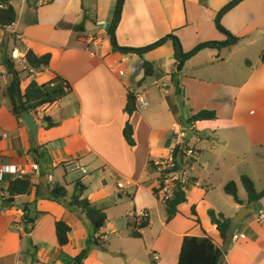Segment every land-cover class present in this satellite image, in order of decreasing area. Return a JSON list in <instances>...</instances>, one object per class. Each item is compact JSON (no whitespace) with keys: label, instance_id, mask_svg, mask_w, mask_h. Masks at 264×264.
<instances>
[{"label":"crops","instance_id":"1","mask_svg":"<svg viewBox=\"0 0 264 264\" xmlns=\"http://www.w3.org/2000/svg\"><path fill=\"white\" fill-rule=\"evenodd\" d=\"M235 1L123 0L115 24L119 0H53L40 7L8 0L17 20L2 37L17 68L24 70L21 91L31 81L42 85L56 78L69 91L30 113L38 123L31 136L23 120L11 113L5 97L11 76L0 68V166L24 169L34 185L5 207L13 178L4 174L0 180L5 195L0 199V264H177L185 236H208L222 246L208 210L232 219L242 207L250 213L233 226L225 264H264V222L256 220L264 204L248 207L240 183L245 175L257 192L264 190V0ZM219 13L221 27L237 42L230 43L217 29ZM170 36L183 55L205 43L228 41L230 46L200 50L177 71ZM114 44L143 52L123 53ZM28 51L49 55L48 67L30 73L23 60ZM144 61L152 65V77L144 78ZM137 94L146 106L136 105ZM129 96L136 109L130 115ZM205 110L216 119L188 122ZM45 118L54 125L41 127ZM127 124L132 145L124 136ZM181 133L185 142L194 143L198 157L190 165L186 202L167 222L166 206L154 195L155 164L179 145ZM70 160L79 161L86 174L66 172L63 164ZM33 164L39 166L38 174L31 172ZM42 176L47 188L39 182ZM231 181L241 206L224 192ZM78 182L85 186L82 198L106 215L98 233L80 210L47 199L53 185L64 187L70 199ZM38 185L42 189L37 193ZM26 210L38 214L30 234L24 231ZM143 210L149 224L134 238V215ZM58 221L69 227L62 248L55 236ZM83 251L86 255L77 263Z\"/></svg>","mask_w":264,"mask_h":264},{"label":"trees","instance_id":"2","mask_svg":"<svg viewBox=\"0 0 264 264\" xmlns=\"http://www.w3.org/2000/svg\"><path fill=\"white\" fill-rule=\"evenodd\" d=\"M237 0L235 2H238ZM5 7L0 8V30H5L8 26H13L17 20V14L15 9L8 4V0H0ZM234 4V3H233ZM232 5V4H231ZM118 11V8H117ZM222 13V12H221ZM216 18V27L217 29L227 35L229 38L230 35L228 32L223 29L219 23L220 14ZM80 28V25L75 26L73 29L77 30ZM115 26L113 25L109 31L113 39ZM172 38L175 45V55L178 62L177 71H181L183 69L185 60L197 53L200 50L207 48H218L220 46H230L229 42L224 43H205L197 46L191 53L183 55L184 59L179 58V53L177 51L178 41ZM234 43L237 42L238 39L233 38ZM233 43V44H234ZM232 44V45H233ZM114 46L117 49H120L123 53L134 52L137 55L141 56L143 50H135V49H121L118 48L115 44ZM147 50V49H146ZM25 60L27 66H29L33 71H40L49 65L50 56L44 55L38 57L34 55L31 51H28L25 54ZM261 60L264 62V54L261 56ZM0 63L5 67L7 73L11 76V80L5 89V97L9 100L11 113L19 120H21V115L24 112L33 113L37 108L43 105H50L66 95L63 80L56 78L48 83L39 85L35 81H31L25 90L21 91L22 85V76L24 74V70H19L15 64L14 59L12 58L10 52H8L7 46L4 43L0 44ZM143 70H144V78L153 76V67L150 63L144 61L143 62ZM176 85V82H174ZM135 105L133 102V98L131 96L128 97V106L127 112L128 114H132L135 111ZM216 115L213 111H200L190 117L188 120L189 123H195L198 121H209L215 120ZM45 122L48 123V127H52L54 124L50 121L49 118L44 119ZM124 136L129 145L133 144L132 141V131L129 124L126 125L124 130ZM41 162L43 165L47 163L41 158ZM37 164L39 162L37 161ZM240 183L243 186L247 199L246 205L248 207H254L255 209L260 208V200L264 199V190L257 192L254 186V183L250 178L245 175L240 177ZM34 188L32 182L25 179H15L10 181L6 191L8 198L6 201L10 203L13 201V198L16 196L27 195ZM37 193L42 189V185H38ZM85 191V186L81 183H76L75 191L71 195L70 199H66L67 191L64 187L60 185H53L48 189L47 199L57 202L64 203L71 209L80 210L90 221L91 225L94 228L95 233H98L101 228L104 226L106 221V215L103 210L97 208L93 205L88 199L82 198V194ZM224 192L228 196H230L233 202L237 205H243V203L238 198L237 186L236 183L231 181L224 186ZM186 202L185 193L177 190L174 193L173 198L170 202L166 203L167 216L166 221L169 222L172 220L176 214L178 213V206ZM5 202L3 203V205ZM23 223H24V231L26 234H30L32 231L35 221L38 217V214L32 215L27 210L24 211ZM192 215L195 217V221L199 223L197 219V215L195 213L194 208L191 210ZM208 216L210 218L211 224L216 226L217 231L220 234V238L222 240V246H216L212 239L208 236L197 238L191 236H185L182 241L179 258L177 264H225V256L230 247V236L232 235L233 225L231 224V219L225 218L221 213H216L214 210H208ZM138 225L135 227L137 231L132 232V236L134 238H140L141 235L138 230L145 229L149 222L148 220H141L137 223ZM68 233L69 227L61 221L55 223V236L56 241L59 247H64L68 242ZM31 257L32 261H34L35 256V247L31 245ZM86 255V252L83 251L79 256L75 258L77 263H81L82 259Z\"/></svg>","mask_w":264,"mask_h":264},{"label":"built area","instance_id":"3","mask_svg":"<svg viewBox=\"0 0 264 264\" xmlns=\"http://www.w3.org/2000/svg\"><path fill=\"white\" fill-rule=\"evenodd\" d=\"M53 0H21L22 3L29 4L33 7H40L46 4L51 3ZM5 7L4 4L0 2V8ZM8 26L6 29L10 28ZM2 31L0 30V44L3 43ZM97 39L90 38L91 43H95ZM13 58V57H12ZM17 58V57H16ZM26 63V60L23 59ZM0 63V68H1ZM29 72L34 73V71L29 67ZM119 75L123 76V72L119 71ZM63 86L65 92L69 91V87L66 82H63ZM135 103L139 106H146V101L141 96V94L135 95ZM5 137V135H2ZM181 142L177 147H175L166 157L161 158L156 162L155 168L157 173L156 186L154 189L155 197L166 204L171 201L174 196L175 191L180 189V191L184 192L187 187L192 184V179L189 176L190 165L193 161H195L198 157V151L195 148L194 143L185 142L186 135L181 133ZM195 142L198 141L197 136L193 137ZM63 169L66 172H74L79 171L83 174H86V170L80 165L77 160H70L63 164ZM32 173H39V166L37 164H33L31 166ZM4 174H9L12 176L13 180L15 179H25V170L22 168H18L15 166H0V180ZM48 180L52 182V177L48 176ZM4 193L0 191V199L3 201ZM264 199L260 200V206H263ZM25 212L23 211V217ZM257 222H264V209H259L257 211ZM134 219L136 222H140L141 220H148V213L146 211H140L138 214L134 215ZM237 239V236L234 237ZM157 257L154 256L153 260L157 261Z\"/></svg>","mask_w":264,"mask_h":264},{"label":"water","instance_id":"4","mask_svg":"<svg viewBox=\"0 0 264 264\" xmlns=\"http://www.w3.org/2000/svg\"><path fill=\"white\" fill-rule=\"evenodd\" d=\"M123 0H119V8L116 14V18H115V24L118 23L119 19H120V13H121V6H122ZM231 5H229L227 8H229ZM226 10V9H225ZM224 10V11H225ZM223 11V12H224ZM221 15V14H220ZM162 42V41H161ZM229 42L232 43L233 39L229 38ZM159 44V43H157ZM156 44V45H157ZM177 51L179 53V58L180 59H184L185 56L182 55V51H181V47L179 46V44L177 45ZM21 119L23 120V122L25 123L27 129L29 130L31 136H35L37 133V129H38V123L36 122L35 118L33 117L32 114H30L29 112H24L21 115ZM48 125L47 122L41 123L40 126L41 127H46ZM45 188L48 187L47 182L45 180V177L42 176L40 181H39ZM10 203L7 201L5 203V207H9ZM250 210L247 207H242L238 213L231 219V224L233 226L237 225L240 221H242L247 215H249Z\"/></svg>","mask_w":264,"mask_h":264},{"label":"rangeland","instance_id":"5","mask_svg":"<svg viewBox=\"0 0 264 264\" xmlns=\"http://www.w3.org/2000/svg\"><path fill=\"white\" fill-rule=\"evenodd\" d=\"M241 196H243L244 197V192H243V194L241 195ZM238 226H236V228H237Z\"/></svg>","mask_w":264,"mask_h":264}]
</instances>
